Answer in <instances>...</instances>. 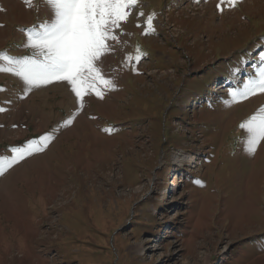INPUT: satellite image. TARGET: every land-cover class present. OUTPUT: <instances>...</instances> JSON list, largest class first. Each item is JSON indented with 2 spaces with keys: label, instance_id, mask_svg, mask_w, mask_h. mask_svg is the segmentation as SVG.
I'll return each mask as SVG.
<instances>
[{
  "label": "rangeland",
  "instance_id": "rangeland-1",
  "mask_svg": "<svg viewBox=\"0 0 264 264\" xmlns=\"http://www.w3.org/2000/svg\"><path fill=\"white\" fill-rule=\"evenodd\" d=\"M236 6L141 0L145 26L122 21L96 62L114 89L78 113L66 82L25 93L0 72V157L52 137L0 175V264H264V140L246 153L240 127L264 94L225 106L218 85L258 67L264 0ZM51 18L44 0H0V54L32 56L24 30Z\"/></svg>",
  "mask_w": 264,
  "mask_h": 264
},
{
  "label": "snow or ice",
  "instance_id": "snow-or-ice-1",
  "mask_svg": "<svg viewBox=\"0 0 264 264\" xmlns=\"http://www.w3.org/2000/svg\"><path fill=\"white\" fill-rule=\"evenodd\" d=\"M24 2L31 6L32 0ZM239 2L220 0L216 7L222 12L224 6L234 8ZM44 3L51 10L52 18L24 30V46L33 49V55L17 59L0 54V61L8 65H0V72L20 78L25 85V93L52 82H66L76 98L78 113L83 107L85 95L91 92L103 98L102 91L97 90L99 84L106 86L107 90L114 89L113 82L104 78L96 62L109 51L107 42L118 40L114 30L119 28L122 21H127L130 10L138 0H44ZM153 19L154 15L148 16L144 34L154 31ZM136 52L135 59L139 61L142 53L138 47ZM258 61L259 65L252 75L241 85L228 90L229 99L223 101L225 106L264 94V52L260 53ZM4 110L0 108V112ZM77 113H73L61 126L70 125ZM240 127L246 129L248 134L243 141L244 151L254 154L260 141L264 140V106L241 123ZM51 139L49 134H45L22 146L11 148L10 157H0V175L19 161L42 152Z\"/></svg>",
  "mask_w": 264,
  "mask_h": 264
},
{
  "label": "bare ground",
  "instance_id": "bare-ground-1",
  "mask_svg": "<svg viewBox=\"0 0 264 264\" xmlns=\"http://www.w3.org/2000/svg\"><path fill=\"white\" fill-rule=\"evenodd\" d=\"M190 7V6H189ZM234 16H236V14L234 15ZM179 157H181V156H176L175 157V161L177 162V163H180V162H182V161H187V162H192V163H194V157L193 156H191V155H183L181 158H179ZM180 160H179V159ZM60 205V204H59Z\"/></svg>",
  "mask_w": 264,
  "mask_h": 264
}]
</instances>
